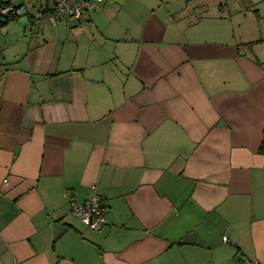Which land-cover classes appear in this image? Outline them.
<instances>
[{"label": "crops", "instance_id": "0c3cea01", "mask_svg": "<svg viewBox=\"0 0 264 264\" xmlns=\"http://www.w3.org/2000/svg\"><path fill=\"white\" fill-rule=\"evenodd\" d=\"M219 1L0 25V264H264V0Z\"/></svg>", "mask_w": 264, "mask_h": 264}, {"label": "built area", "instance_id": "2783aa9c", "mask_svg": "<svg viewBox=\"0 0 264 264\" xmlns=\"http://www.w3.org/2000/svg\"><path fill=\"white\" fill-rule=\"evenodd\" d=\"M103 0H60L52 9L48 8L31 17L26 0H3L0 4V14L14 20H24L30 33H37L43 25L54 26L65 19L80 20L84 14L91 11ZM6 182V181H4ZM70 213L90 230L100 231L106 224L105 215L107 206L102 197L95 191L81 204H76L74 199L69 203ZM227 242L226 237L223 238ZM239 264H258L256 261L242 260Z\"/></svg>", "mask_w": 264, "mask_h": 264}, {"label": "rangeland", "instance_id": "374dc122", "mask_svg": "<svg viewBox=\"0 0 264 264\" xmlns=\"http://www.w3.org/2000/svg\"><path fill=\"white\" fill-rule=\"evenodd\" d=\"M219 1V0H215ZM230 8L231 4L234 1V8L237 7L235 0H225ZM220 2V1H219ZM258 9H260L262 14V19L257 20L252 15L248 14L246 15V18H244L245 15H237L238 19L236 21H231L230 23V31L231 33L235 30H239L243 33V35L247 38H255L256 36H259L260 31L259 27L264 30V4H258ZM20 21V20H19ZM20 23V22H18ZM20 26H22L20 24ZM255 35V36H254Z\"/></svg>", "mask_w": 264, "mask_h": 264}, {"label": "trees", "instance_id": "16d2710c", "mask_svg": "<svg viewBox=\"0 0 264 264\" xmlns=\"http://www.w3.org/2000/svg\"><path fill=\"white\" fill-rule=\"evenodd\" d=\"M50 9H52V8H50ZM0 19H3L2 21L0 20V25L6 23V22L9 21V20H14V18H9V17H7V16H3V15H1V14H0ZM57 24H58V23H57ZM57 24H56V25H57ZM54 26H55V25H54ZM263 147H264V143H263Z\"/></svg>", "mask_w": 264, "mask_h": 264}]
</instances>
